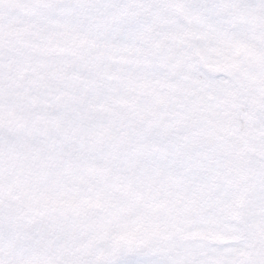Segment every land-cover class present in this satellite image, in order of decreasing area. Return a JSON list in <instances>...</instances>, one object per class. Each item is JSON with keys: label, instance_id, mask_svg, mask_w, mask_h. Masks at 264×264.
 <instances>
[{"label": "snow or ice", "instance_id": "1", "mask_svg": "<svg viewBox=\"0 0 264 264\" xmlns=\"http://www.w3.org/2000/svg\"><path fill=\"white\" fill-rule=\"evenodd\" d=\"M0 264H264V0H0Z\"/></svg>", "mask_w": 264, "mask_h": 264}]
</instances>
